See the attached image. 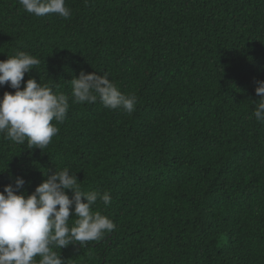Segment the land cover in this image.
<instances>
[{
	"label": "trees",
	"instance_id": "obj_1",
	"mask_svg": "<svg viewBox=\"0 0 264 264\" xmlns=\"http://www.w3.org/2000/svg\"><path fill=\"white\" fill-rule=\"evenodd\" d=\"M66 7L69 19L37 17L19 0H0V60L37 57L25 82L68 95L81 71L106 73L137 97L136 110L70 101L43 152L0 134V191L23 177L30 195L68 168L83 191L110 193L111 204L98 200L93 211L115 230L57 249L64 264H264V123L253 116L264 80V0ZM6 91L15 90L0 86V98Z\"/></svg>",
	"mask_w": 264,
	"mask_h": 264
},
{
	"label": "clouds",
	"instance_id": "obj_2",
	"mask_svg": "<svg viewBox=\"0 0 264 264\" xmlns=\"http://www.w3.org/2000/svg\"><path fill=\"white\" fill-rule=\"evenodd\" d=\"M19 4L37 17H71L66 0H19ZM39 64L37 57L24 51L0 60V86L15 90L6 91L0 98V134L5 140L18 145L27 143L28 149L43 152L59 134L57 125L67 119L70 101L83 105L99 100L105 108L123 110L129 115L136 110L137 97L120 91L106 73L81 71L70 80V95L35 78L25 82V74L36 70ZM256 84L260 99L253 116L264 123V80ZM26 183L30 182L15 177L14 183L0 191V264H64L57 249L77 243L85 247L88 242L102 241L115 230L116 224L109 217L93 211L98 200L105 206L111 204L110 193L83 191L76 173L70 169L48 173L30 195L21 191ZM70 217L76 218L71 227Z\"/></svg>",
	"mask_w": 264,
	"mask_h": 264
}]
</instances>
